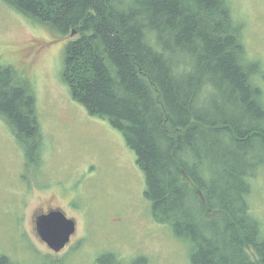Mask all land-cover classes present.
I'll use <instances>...</instances> for the list:
<instances>
[{"label":"trees","instance_id":"trees-1","mask_svg":"<svg viewBox=\"0 0 264 264\" xmlns=\"http://www.w3.org/2000/svg\"><path fill=\"white\" fill-rule=\"evenodd\" d=\"M2 1L58 37L74 32L63 84L122 135L153 220L188 244L191 264H264V228L251 203L264 171V79L232 1ZM0 119L25 166L44 172L48 143L34 91L1 60ZM117 254L95 263L123 264ZM137 258L132 264H147ZM0 264L18 263L0 254Z\"/></svg>","mask_w":264,"mask_h":264},{"label":"rangeland","instance_id":"rangeland-1","mask_svg":"<svg viewBox=\"0 0 264 264\" xmlns=\"http://www.w3.org/2000/svg\"><path fill=\"white\" fill-rule=\"evenodd\" d=\"M231 1L244 24L248 54L264 76V0ZM75 37H58L0 0V60L32 87L48 143L44 172L26 167L0 119V254L18 264H96L97 256L109 252L125 258L123 264L137 257L147 264H191L188 244L153 220L144 175L122 135L88 115L63 84L64 46ZM251 203L264 228V171ZM50 209L77 224L60 252L36 232V216Z\"/></svg>","mask_w":264,"mask_h":264},{"label":"water","instance_id":"water-1","mask_svg":"<svg viewBox=\"0 0 264 264\" xmlns=\"http://www.w3.org/2000/svg\"><path fill=\"white\" fill-rule=\"evenodd\" d=\"M35 226L38 236L54 252H60L64 249L77 229L76 221L67 217L60 209H53L37 215Z\"/></svg>","mask_w":264,"mask_h":264},{"label":"flooded vegetation","instance_id":"flooded-vegetation-1","mask_svg":"<svg viewBox=\"0 0 264 264\" xmlns=\"http://www.w3.org/2000/svg\"><path fill=\"white\" fill-rule=\"evenodd\" d=\"M51 210H53V209H50V210H48V211H51ZM48 211H47V212H48ZM47 212H43V213H47ZM35 227H36V226H35Z\"/></svg>","mask_w":264,"mask_h":264}]
</instances>
